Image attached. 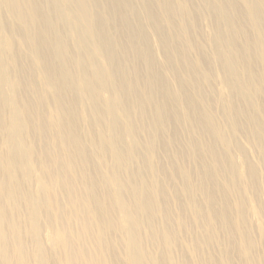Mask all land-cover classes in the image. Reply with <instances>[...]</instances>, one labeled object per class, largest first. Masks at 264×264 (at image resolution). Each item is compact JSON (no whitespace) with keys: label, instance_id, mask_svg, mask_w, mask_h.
<instances>
[{"label":"bare ground","instance_id":"obj_1","mask_svg":"<svg viewBox=\"0 0 264 264\" xmlns=\"http://www.w3.org/2000/svg\"><path fill=\"white\" fill-rule=\"evenodd\" d=\"M0 264H264V0H0Z\"/></svg>","mask_w":264,"mask_h":264},{"label":"rangeland","instance_id":"obj_2","mask_svg":"<svg viewBox=\"0 0 264 264\" xmlns=\"http://www.w3.org/2000/svg\"><path fill=\"white\" fill-rule=\"evenodd\" d=\"M186 245H187L188 249H195V247H202V246H203V245H201V244H197V242L194 243L192 240H190ZM161 249H162V248L158 247V249H157L156 251H157V252H160ZM160 253H161V252H160ZM191 256H193V255H191ZM191 256H190V258H191L192 260H194V257H191ZM194 262H195V260H194Z\"/></svg>","mask_w":264,"mask_h":264}]
</instances>
